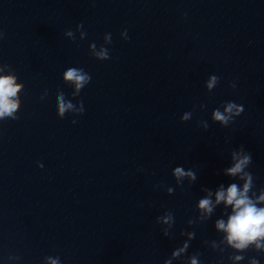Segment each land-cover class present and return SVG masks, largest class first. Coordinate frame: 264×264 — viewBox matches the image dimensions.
<instances>
[{"label": "water", "instance_id": "1", "mask_svg": "<svg viewBox=\"0 0 264 264\" xmlns=\"http://www.w3.org/2000/svg\"><path fill=\"white\" fill-rule=\"evenodd\" d=\"M2 75L21 88L0 118V264H264L216 228L241 145L264 207V0H0ZM230 101L244 111L222 126Z\"/></svg>", "mask_w": 264, "mask_h": 264}, {"label": "clouds", "instance_id": "2", "mask_svg": "<svg viewBox=\"0 0 264 264\" xmlns=\"http://www.w3.org/2000/svg\"><path fill=\"white\" fill-rule=\"evenodd\" d=\"M128 39V37H126ZM98 58L107 60L110 58L109 52L102 49L100 52L95 53ZM64 79L71 81L75 84L77 91L83 89L91 80V76L85 72L82 68H69L64 73ZM219 77L213 75L207 83V87L212 89L217 83ZM16 78L13 75H2L0 76V118L12 117V119H18L14 115L18 102L13 98L17 96L18 91H20L21 85L16 84ZM231 87L235 88V84H231ZM58 103V115L63 118L66 110L72 108L71 103H66L64 101L63 93H61L57 98ZM82 107L80 113H83V102H80ZM244 111L242 105H238L235 102H228L224 107V111L221 112L219 108L215 109L213 112V120L219 121L222 126L229 125L233 122L235 117L239 116ZM190 113H185L181 117L182 121H186L190 118ZM75 123V121H73ZM208 126L205 125V129ZM231 158L235 161L234 165L228 167L226 172L231 176H236L237 174H242V178L245 179L243 190H238L237 184L233 183L225 192L221 187V190L216 193V203L223 201L226 205L232 206V215L228 217L227 223L223 220H218L216 222V228L223 230L227 233L226 240L229 245L238 250H245L250 244L255 243L257 249L264 247L259 241L264 240V207H257L249 197L246 195L251 186V175L248 172H244L246 166L252 162L251 153L245 151L244 147L241 145L238 151H233L231 153ZM175 176L177 179L188 176L190 179L195 180V173L193 171L185 172L183 168H175ZM260 201H264V195L259 197ZM199 208L206 213H211L213 210L212 202L210 199H201L199 201ZM162 219L165 223H168L172 216L171 214L164 216ZM167 235V233H165ZM184 249H178L173 253V256H178ZM50 264H57L56 260H51ZM236 260H242V256H236ZM170 264V261L167 262ZM191 264H197L195 258L191 260ZM252 264H259L257 260H253Z\"/></svg>", "mask_w": 264, "mask_h": 264}]
</instances>
